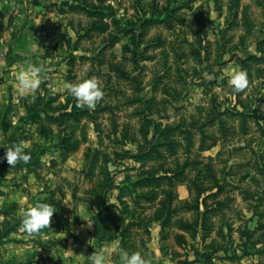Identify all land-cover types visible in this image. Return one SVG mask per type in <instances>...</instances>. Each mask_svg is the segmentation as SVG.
<instances>
[{
	"label": "rangeland",
	"instance_id": "1",
	"mask_svg": "<svg viewBox=\"0 0 264 264\" xmlns=\"http://www.w3.org/2000/svg\"><path fill=\"white\" fill-rule=\"evenodd\" d=\"M27 12L29 46L0 75V264H67L124 225L145 264H264V0ZM93 77L102 98L78 107L67 85ZM21 142L30 160L13 167L5 148ZM37 202L56 212L30 235L22 212Z\"/></svg>",
	"mask_w": 264,
	"mask_h": 264
},
{
	"label": "clouds",
	"instance_id": "2",
	"mask_svg": "<svg viewBox=\"0 0 264 264\" xmlns=\"http://www.w3.org/2000/svg\"><path fill=\"white\" fill-rule=\"evenodd\" d=\"M21 82L22 85L26 84L23 78H21ZM228 83L234 93H240L247 87L246 74L243 71H237L230 76ZM67 89L76 99L78 107L84 106L88 109H95L97 102L102 98V92L94 77L71 83L67 85ZM5 149L2 159L13 167L18 161L28 163L30 160V155L26 153V145L23 142L12 143ZM55 212V208L50 204L37 202L22 212L20 228L30 235L39 233L42 229L50 227ZM120 259L122 264H145V260L139 252L129 253L122 250ZM90 260L91 264H107V258L103 253L94 252L91 254Z\"/></svg>",
	"mask_w": 264,
	"mask_h": 264
},
{
	"label": "crops",
	"instance_id": "3",
	"mask_svg": "<svg viewBox=\"0 0 264 264\" xmlns=\"http://www.w3.org/2000/svg\"><path fill=\"white\" fill-rule=\"evenodd\" d=\"M27 9L28 0H0V73L2 72L0 75H3V77L5 76V71L8 70L7 66L10 63L9 61H6V57L4 55L9 50L27 48L29 46L26 38H24L26 30H23V26L27 23L29 13L27 12ZM37 16L38 14L30 16V22L34 21V23H37ZM22 38L24 39L22 40ZM82 223L84 228H87L90 233L93 231L95 225V220L93 218L89 220L84 219L82 220ZM122 229L127 230V234L124 236L118 235L116 239L106 241L102 247L103 250L99 252L106 256L107 264H122L120 259L121 251L126 250L130 253L127 248L129 247L127 237V235H129V230L127 229V225H124ZM153 237L155 238L154 235ZM156 238L158 241L160 240L158 236H156ZM155 241L156 239L154 242ZM90 256L91 254L87 251H83V256L76 258L75 253L69 249L67 251V264H91ZM76 259H78V262H76Z\"/></svg>",
	"mask_w": 264,
	"mask_h": 264
},
{
	"label": "trees",
	"instance_id": "4",
	"mask_svg": "<svg viewBox=\"0 0 264 264\" xmlns=\"http://www.w3.org/2000/svg\"><path fill=\"white\" fill-rule=\"evenodd\" d=\"M109 188H110V187H109ZM95 223H96V221H95ZM96 224H97V223H96ZM127 232H128V231H127V230H125V234H127ZM125 234H124V235H125Z\"/></svg>",
	"mask_w": 264,
	"mask_h": 264
}]
</instances>
